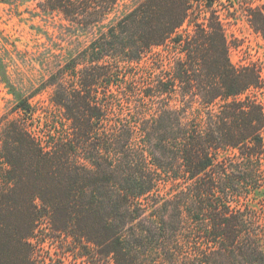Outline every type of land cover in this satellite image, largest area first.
Segmentation results:
<instances>
[{
  "label": "trees",
  "instance_id": "obj_1",
  "mask_svg": "<svg viewBox=\"0 0 264 264\" xmlns=\"http://www.w3.org/2000/svg\"><path fill=\"white\" fill-rule=\"evenodd\" d=\"M23 1L87 41L26 95L4 73L0 264H264V79L218 0Z\"/></svg>",
  "mask_w": 264,
  "mask_h": 264
},
{
  "label": "rangeland",
  "instance_id": "obj_2",
  "mask_svg": "<svg viewBox=\"0 0 264 264\" xmlns=\"http://www.w3.org/2000/svg\"><path fill=\"white\" fill-rule=\"evenodd\" d=\"M133 2L122 0L117 12L122 13L127 8L125 6H131ZM263 3L264 0H254L249 5L245 0H218L216 7L227 19L232 62L255 65L264 79V36L248 20V8ZM33 5V2L23 0H0V120L5 116H18L13 110L15 95L3 82L4 73L13 87L26 95L53 70L60 59L56 54L73 51L87 41V36L77 32L59 13H43ZM162 50L167 52L170 47ZM169 60L170 54H167L165 63ZM50 92L51 88H48L32 100L46 104ZM250 94L264 103V88L251 89ZM259 198L264 199V188ZM256 200H250L249 204L258 206Z\"/></svg>",
  "mask_w": 264,
  "mask_h": 264
}]
</instances>
